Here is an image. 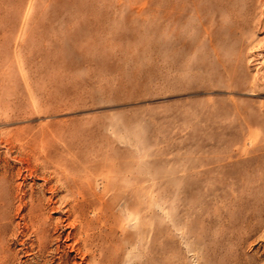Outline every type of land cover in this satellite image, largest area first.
Here are the masks:
<instances>
[{
    "label": "rangeland",
    "instance_id": "374dc122",
    "mask_svg": "<svg viewBox=\"0 0 264 264\" xmlns=\"http://www.w3.org/2000/svg\"><path fill=\"white\" fill-rule=\"evenodd\" d=\"M0 264H264V0H0Z\"/></svg>",
    "mask_w": 264,
    "mask_h": 264
}]
</instances>
